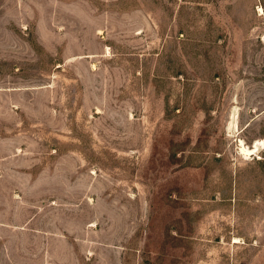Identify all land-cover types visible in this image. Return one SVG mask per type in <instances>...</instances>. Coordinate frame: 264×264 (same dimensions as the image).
<instances>
[{"label": "rangeland", "instance_id": "374dc122", "mask_svg": "<svg viewBox=\"0 0 264 264\" xmlns=\"http://www.w3.org/2000/svg\"><path fill=\"white\" fill-rule=\"evenodd\" d=\"M240 139L264 0H0V264H264Z\"/></svg>", "mask_w": 264, "mask_h": 264}, {"label": "bare ground", "instance_id": "6f19581e", "mask_svg": "<svg viewBox=\"0 0 264 264\" xmlns=\"http://www.w3.org/2000/svg\"><path fill=\"white\" fill-rule=\"evenodd\" d=\"M264 142L261 139L255 140L250 146L244 144V142L239 140V151L244 155H252L259 150L260 146H263ZM238 239H235L234 242H237Z\"/></svg>", "mask_w": 264, "mask_h": 264}]
</instances>
